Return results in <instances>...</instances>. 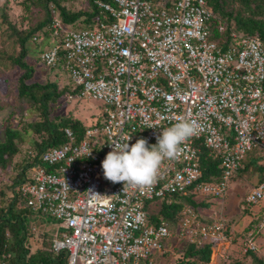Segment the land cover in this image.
<instances>
[{
  "label": "built area",
  "instance_id": "built-area-1",
  "mask_svg": "<svg viewBox=\"0 0 264 264\" xmlns=\"http://www.w3.org/2000/svg\"><path fill=\"white\" fill-rule=\"evenodd\" d=\"M56 1L84 11L88 3ZM93 4L100 18L72 28L50 3L51 32L38 58L53 66L61 52L66 79L77 89L66 98L99 101V120L86 124L77 141L64 128L68 140L40 153L24 172L18 194L32 213L57 222L51 249L66 251L65 264H155L152 258L172 229L163 219L149 221L151 201L170 203L176 194L194 202L220 198L246 153H264V41L230 32L225 46L212 37L207 0ZM216 28L222 31L224 25ZM179 119L196 121L197 133L180 146L176 159L163 161L153 186L104 178L101 162L114 139L123 143L130 135V146L138 138L154 145ZM202 149L219 159L220 172L208 180L200 179ZM242 202L245 207L263 202L264 209V170ZM263 223L264 218L246 232L244 252L256 250L254 236ZM176 233L212 249L229 243L224 221L202 220L188 204L179 210Z\"/></svg>",
  "mask_w": 264,
  "mask_h": 264
},
{
  "label": "trees",
  "instance_id": "trees-1",
  "mask_svg": "<svg viewBox=\"0 0 264 264\" xmlns=\"http://www.w3.org/2000/svg\"><path fill=\"white\" fill-rule=\"evenodd\" d=\"M87 1V9L84 11L78 7H66L56 0H19L24 14L29 12L30 6L37 4L40 16L34 23H30L29 26L19 30L14 24H10V27L14 30V41L18 46V50L15 56H6L10 63L8 71L12 68H14V73L21 70L15 80L14 89L16 97L19 100L23 99L27 104V111L24 114L12 111L1 119L3 120V139L0 141V175L9 172L11 166L15 167L16 170L13 176L4 180L0 176V186L6 184L3 188L0 187V261L4 264H65L66 261V251H53L51 249L52 238L49 237V240H46L43 238V232L39 233L36 230L41 223L35 220L30 222V218L35 217L31 216L33 213L25 205L24 198L18 194V185L24 181V172L39 159L43 150L63 144L68 140L64 128L71 130L74 141H77L86 124L69 114L66 116L51 114L58 105L60 97L64 96L68 100L66 94H73L77 89L73 88L68 80L60 88L54 80L42 83L37 80L28 81L33 77L35 71L33 70V63L26 60V54L29 51L28 49L31 52L35 50L28 47V42L30 44L37 43L35 50L37 58L41 50L40 47L47 43L51 32L49 28L50 3H53L58 9L61 22L69 27L77 28L78 24L92 26L94 21L100 18V11L94 6L93 0ZM207 3L213 14L212 37L219 38L225 46L230 41V32L256 35L264 41V0H207ZM73 4L70 3L68 6ZM79 21L81 23H78ZM219 23L224 25L222 31H218L216 28ZM44 66L49 68L58 67L64 71L61 52L58 53V60L55 65ZM93 119L97 120V118ZM10 120L29 121L21 129H17L15 126H11ZM23 142H27V147L23 149L21 158L15 160V158H19L18 154ZM262 157L264 158V153L261 150L254 149L247 152L242 161L244 165L239 169L246 168L247 164H252L255 165L258 171H263L264 164L258 166L255 164L256 160ZM218 160V157L211 158L204 149L201 150L200 165L202 174L200 179L208 180L211 175L216 176L220 172ZM151 203L152 206L149 207L148 212L149 221L155 223L163 219L173 229L174 227L169 222L173 223L172 219L178 218L177 215L182 204L190 206V204H194V201L189 195L176 194L171 196L170 203H166V198L154 199ZM156 204L158 207L153 208ZM256 213H260L262 218L264 209L262 208ZM185 241V246L181 247L180 254H178L180 257L174 264H207L210 262L212 250L210 244L197 245ZM243 253L250 257L252 264H263L260 256L255 254V250L248 249ZM225 264L244 263L235 260Z\"/></svg>",
  "mask_w": 264,
  "mask_h": 264
},
{
  "label": "rangeland",
  "instance_id": "rangeland-1",
  "mask_svg": "<svg viewBox=\"0 0 264 264\" xmlns=\"http://www.w3.org/2000/svg\"><path fill=\"white\" fill-rule=\"evenodd\" d=\"M38 9L39 6L37 4L32 5L29 7V12L24 14L19 0H0V141L3 139V120L1 119L12 111H16L17 113L20 112L22 114L27 111V104L23 99L19 100L16 97L14 89L15 80L21 73V70L14 73V68H12L10 71H8L10 68V63L6 56H15L18 50V46H16L14 41V30L10 27V24H14L18 30L24 28L25 26H29L30 23H34L40 16V11ZM23 16H25V18H23ZM78 23L81 22L79 21ZM77 27H81V25L78 24ZM29 44L30 42H28V47H31L32 50H36L37 43H31L32 45ZM28 50L29 51L26 54V60H28L30 63H33V70L35 71L33 77L28 81L37 80L38 82L42 83L45 81L54 80L56 81L59 88L61 85L67 83V79L63 70L59 69L58 67L49 68L44 66L43 63L36 57L35 50L34 52H31L30 49ZM100 108V102L92 98L66 100L65 97L62 96L59 98V103L51 112V114L56 116H66L69 114L72 117L78 118L84 124H88L94 120L93 118H97L99 120L98 114ZM32 117L34 116L32 115ZM28 121L29 120H10L11 126H15L17 129H21ZM26 144L27 142L22 143L20 146V152L18 154L19 158H15V160H19L21 158L23 149H26L27 147ZM256 161L257 162L255 164L257 166L264 164L263 157L258 158ZM243 163L242 165H244ZM242 168L231 177L225 195L220 198H204L206 201L205 205H199V202L197 201H195L194 204H190L192 208H195L198 211L199 209H202L203 206H205V208H213L218 211L223 210V213H225V219L220 218L219 220L225 222V227L229 232L227 233L229 236V243L227 244L226 248L224 246L221 248L220 245L213 247V253L211 255L210 262L207 264H225L235 260H240L244 264H252L250 257L243 253V239L246 235V232L251 228H257V225L261 222V219L264 218V216L262 218L260 217V213H256L263 208V202H260L255 206H250L247 209V207H245L242 202V197L244 193L250 188V186L256 182L260 171H258L255 165L252 164H247L246 168ZM15 173V167L11 166V168H9V172H6L0 176L4 180L5 178L13 176ZM4 186H6V184L1 185L0 187L3 188ZM157 207L158 206L155 208ZM31 216L35 218H30V222L35 220L41 223L39 225L40 227H37L36 230L39 233L43 232V238L49 240V237L52 238L54 236L55 230H58L57 222L55 220L48 218L47 216L39 217L35 213L31 214ZM177 220L178 218H175L174 220L172 219L173 223L168 221L174 228L172 229L171 238L169 237L167 240V245H165L168 246V249L166 250L165 248L164 253H162L164 257L161 256L162 258H165L164 261L166 264H174L180 257L178 254H180L181 247H184L186 244L185 240L187 239L178 236L176 233L175 226ZM254 241L257 246L255 254L260 256L262 263L264 264V223L262 226L258 227V231L254 236Z\"/></svg>",
  "mask_w": 264,
  "mask_h": 264
},
{
  "label": "clouds",
  "instance_id": "clouds-1",
  "mask_svg": "<svg viewBox=\"0 0 264 264\" xmlns=\"http://www.w3.org/2000/svg\"><path fill=\"white\" fill-rule=\"evenodd\" d=\"M197 130L196 121L179 119L160 132L154 145H149L144 138H138L130 146L127 142L131 139L130 135L123 143L114 139L110 143L111 150L101 162L104 178L112 183L122 182L133 187L153 186L163 161L176 159L181 151L180 146L196 135Z\"/></svg>",
  "mask_w": 264,
  "mask_h": 264
},
{
  "label": "crops",
  "instance_id": "crops-1",
  "mask_svg": "<svg viewBox=\"0 0 264 264\" xmlns=\"http://www.w3.org/2000/svg\"><path fill=\"white\" fill-rule=\"evenodd\" d=\"M206 201L203 199V200H201L200 202H199V205L200 204H206L205 203ZM183 206V205H182ZM181 206V207H182ZM180 207V208H181ZM195 209V208H194ZM195 211L197 212V215H199V217L202 219V220H205V221H210V220H219L220 218H223V219H225V213H223V210H221V211H218V210H215V209H213V208H205V206H203V208L202 209H199V211L198 210H196L195 209ZM171 238V237H170ZM169 239V238H168ZM167 239V240H168ZM167 240L165 241V243H164V247H163V250H162V252L160 253V254H156V255H154L153 256V258H152V260H153V262L155 263V264H166V262L164 261V259L165 258H162V257H164L163 256V254L162 253H164V251H165V248H166V250L168 249L167 247L168 246H165V245H167ZM212 250H211V255H212ZM162 256V257H161Z\"/></svg>",
  "mask_w": 264,
  "mask_h": 264
}]
</instances>
